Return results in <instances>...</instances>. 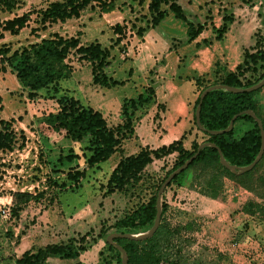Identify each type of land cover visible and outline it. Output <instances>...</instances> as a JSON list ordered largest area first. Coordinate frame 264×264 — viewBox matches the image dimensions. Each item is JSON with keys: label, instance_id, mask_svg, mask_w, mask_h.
<instances>
[{"label": "rangeland", "instance_id": "obj_1", "mask_svg": "<svg viewBox=\"0 0 264 264\" xmlns=\"http://www.w3.org/2000/svg\"><path fill=\"white\" fill-rule=\"evenodd\" d=\"M53 1L60 0H16L17 7L11 13L0 10V22L42 9ZM147 3L148 0H116V8L109 14L84 9L79 18L52 24L45 31L34 34L29 33L36 27L33 23L35 15L32 14L28 27L18 35L0 32V47H8L10 52L51 34L76 37L82 45L97 42L102 49H107L110 57L106 59L110 62L104 69L105 74L122 85L109 89L92 85L89 64L71 53L65 60L71 74L61 83V92L71 95L83 106L98 110L109 127L119 122L120 105L126 102L128 111H132V124L137 133L136 137L123 140L117 152L97 167L87 169L81 158L66 162L63 152L72 148L79 156L82 144L60 139L54 145H44L38 134L41 120L47 114L57 112L56 98L41 91L28 99L26 90L10 70L5 67L4 72L0 71V118L13 121L12 130L16 137L11 150L0 151V264H14L23 252L45 245H65L86 233L94 236L101 225L109 226L147 201L156 183L173 164L175 154L153 160L145 167L137 183H130L121 191L107 192L108 177L120 158L136 153L146 143L150 144L149 129H157L154 123L156 115L150 105H136L132 110L127 103L133 100L136 104L139 95L142 99L152 98L153 71L164 63L156 55H153V62L150 61V52L164 54L168 47H177L185 38L184 23L171 14L156 27L149 28ZM250 3L240 4L238 0H215L205 4L202 0L177 1L186 19L195 22L218 18V12L222 10L220 6H225V10L229 9L231 13V9L262 7L264 0H250ZM217 9L218 12L214 13L213 10ZM115 25L120 28L121 36L113 32ZM144 29L147 33L141 38L139 32ZM116 39H119L118 44L114 43ZM261 46L264 51V44ZM255 100L258 113L264 120V88L255 95ZM241 125L244 126L239 128L240 133L234 132L235 138L251 127L249 124ZM153 137L156 139L157 136L154 134ZM201 139L203 137L199 134L197 142ZM69 170L84 171L78 190L55 194L52 202H49V194L45 193L44 199L27 206L17 219L9 217L14 193L34 195L46 192L47 179L56 177L63 182ZM252 177H259L264 182V158ZM259 183L257 181L251 186L254 189L251 192L224 177L223 199L215 201L201 193L202 188L195 181L194 172L185 173L164 192L166 212L162 226L169 234L166 241H162V237L157 240L158 253L166 258L178 257L183 264H264V219L257 213H244L243 210L248 201L261 203L255 196L261 191ZM103 248L102 240L96 239L77 258H48L45 264H98L99 252ZM103 255L104 260L113 264L109 252Z\"/></svg>", "mask_w": 264, "mask_h": 264}, {"label": "trees", "instance_id": "obj_2", "mask_svg": "<svg viewBox=\"0 0 264 264\" xmlns=\"http://www.w3.org/2000/svg\"><path fill=\"white\" fill-rule=\"evenodd\" d=\"M115 1H53L42 9L25 12L19 16L1 21L0 32L7 33L10 36L18 35L22 29L28 27L32 14L35 15L33 23L36 27L30 29L29 33L31 34L45 31L48 26L55 23L77 19L84 9H96L100 14H109L116 8ZM238 1L251 5L250 0ZM16 7V0H0V10L3 12L11 13ZM162 7L165 8L162 9ZM146 11L149 16L148 25L151 29L156 27L168 14L184 23L187 43L195 40L206 26L204 22L195 25L189 23L176 0H148ZM222 12L220 26L217 29L212 28V35L208 36L207 39H203L201 45L206 46L212 41H219L226 32L233 16L225 9ZM258 15L260 16V14ZM262 25L264 28V21H262ZM146 30H140L139 35L140 33L142 35ZM113 32L121 36L120 28L117 25L114 26ZM0 38H2L1 34ZM253 38V46L243 50L241 62L232 72H224L211 82H204L198 78L193 79L197 97L192 105V126L197 132V136L190 143L188 149L183 147L185 139L183 134L179 139L166 146L156 149L142 147L136 153L120 158L111 171L106 183L107 192L109 193L121 191L130 183H137L145 167L151 164L153 160L175 154L173 164L165 172L163 178L156 183L152 195L147 201L115 220L109 226L101 225L94 236H92V233H86L77 240L65 245H45L34 251H25L14 260V264H45L48 258L74 259L80 253L89 249L96 242V239H101L104 243L103 250L99 252L100 260L98 264H111L110 261L103 258V254L106 252H109L113 264H121V254L116 246H119L125 252L126 264H183L178 257L166 258L160 255L156 244L161 237L162 241H166L169 234L167 229L162 226V218L166 212V205L163 201L164 192L166 188L182 179L185 173L189 171L194 172V179L199 188H202L201 193L215 201L223 199L222 179L224 177L251 192L254 190L251 186L259 181L261 191L259 194L255 193V196L261 200V203L248 201L249 205L247 204L243 210L244 213H257L260 218L264 219V182L259 177H252L254 170L264 158V151L251 170L239 174L237 172L231 173L220 165L216 150L220 151L222 158L228 165L236 167L247 166L256 157L260 148L259 130L254 119L243 112L251 111L261 121L264 131V120L258 113L255 100V95L264 88V85L250 93H230L222 89L208 92L203 97L199 110V123L204 131H199L194 122V110L198 102V95L206 87L220 84L245 89L255 85L264 77V51L261 46L264 44V30H257L253 34ZM114 43L118 44L119 39H116ZM198 46L195 45L196 48ZM71 53L78 56L81 61L89 64L92 85L104 89L122 85L105 74L104 69L108 67L110 62L106 59L108 56L110 57L107 49H102L97 42L82 45L76 37H62L57 34H51L47 38H41L38 42L28 44L12 52L8 47H0V71L4 72V68H8L17 82L26 90L28 99L36 97L41 91L49 94L48 96H51V98H56L57 112L47 114L41 120L38 126L39 137L44 145H54L56 140L60 139L71 143H81L79 156L73 152L72 148H68L62 154L63 160L72 162V160L81 158L85 167L90 169L107 161L111 155L117 152L123 140L133 136L132 111H128L125 106L126 102L121 103L119 122L114 127H109L99 111L83 106L71 95L61 92L63 81L68 80L71 74L70 68L65 64V60ZM258 69H261V72ZM150 101L147 98L142 99L139 95L136 104L133 100H129L127 103L134 110L136 105H147ZM1 110L0 106V113ZM235 115L238 116L226 133L220 135L206 133V131L225 129L230 119ZM12 122L11 119L4 120L0 118V151L11 150L16 143ZM237 123L251 126L248 130L242 132L239 138L234 137ZM199 134L203 137L199 142L212 143L216 148L203 147L186 169L174 176L166 185L160 196V219L155 232L149 238L139 241L128 238H114L111 240L114 245L106 242L105 239L110 234H137L147 231L152 226L155 217V197L160 184L171 172L194 154L197 146L201 144L197 142ZM83 178V170H69L64 175L63 182H60L56 177L47 179L46 192H39L34 195L14 193L9 209V217L17 219L19 213L27 206L44 199L45 193L49 194V202H52L55 194L67 191L75 192L80 188Z\"/></svg>", "mask_w": 264, "mask_h": 264}, {"label": "crops", "instance_id": "obj_3", "mask_svg": "<svg viewBox=\"0 0 264 264\" xmlns=\"http://www.w3.org/2000/svg\"><path fill=\"white\" fill-rule=\"evenodd\" d=\"M211 1L215 0H202V4ZM220 8L223 10L225 6H220ZM222 10L219 12L218 9L213 10L214 13L218 12L220 15L209 21L195 22L187 18V21L194 25L203 22L206 24L195 40L187 43L186 38H183L181 43L177 42L179 43L177 47L172 49L168 47L164 54L150 52V61L153 62V55H156L164 64H160L153 71L151 83L153 95L149 104L145 105H150L151 110L154 109V115H156L154 123L157 129H149L151 143L148 145L146 143L141 148L156 149L166 146L184 134L183 147L188 149L197 136L192 126V105L197 97L193 79L198 78L204 82H211L224 72H232L241 62L243 50L253 46V34L263 27L264 5L262 7L254 5L251 8L239 10L231 9L233 20L227 26L222 38L219 41H212L209 45H201L203 39L212 35V28L217 29L220 26ZM228 12H230L229 9ZM144 33L147 32L144 31L141 38L144 37ZM196 44L199 45L197 48ZM241 124L235 125L236 133H240V127L243 128L244 125ZM133 131V137H136L135 127ZM154 134L157 136L156 139L153 137Z\"/></svg>", "mask_w": 264, "mask_h": 264}, {"label": "water", "instance_id": "obj_4", "mask_svg": "<svg viewBox=\"0 0 264 264\" xmlns=\"http://www.w3.org/2000/svg\"><path fill=\"white\" fill-rule=\"evenodd\" d=\"M263 85H264V77L258 83H256L255 85H252V86H250L248 88H245V89H237V88H234V87H229V86L220 85V84L210 85V86L206 87L205 89H203L199 93L198 102H197V105H196L195 110H194V122H195L196 128L199 131H204L202 129L200 123H199V110H200L201 101H202L203 97L208 92H210L212 90L222 89V90H225V91L230 92V93H243V92L250 93V92H253V91H256V90L260 89ZM243 113L248 115V116H250L252 119H254V121H255V123L257 125V128L259 130V136H260V148H259V151H258L256 157L253 159V161L250 164H248L247 166H244V167H236V166L228 165L224 161V159L222 158L220 151L218 149H216L217 150V155H218V161H219L220 165L223 168H225L226 170L230 171L231 173H236L237 172L239 174H242V173H245V172L251 170L254 167V165L259 161V159L261 158V156L263 154V151H264V131H263V128H262L261 121L251 111H244ZM237 116L238 115H235V116H233L230 119V121H229V123H228V125H227V127L225 129H223L221 131H206V133H208L209 135H220V134L226 133L232 127L233 121L236 119ZM205 146H209L211 148H216L214 144L208 143V142H204V143L199 144L197 146L196 151L194 152V154L190 158H188L180 167H178L173 172H171L162 181V183L160 184V186H159V188H158V190L156 192L154 221H153L152 226L147 231L142 232V233H137V234H110V235H108L106 237L105 241L108 242L109 244L114 245L111 242V240L114 239V238H128V239L134 240V241H139V240H143V239L149 238L155 232V230L157 229L158 224H159V219H160V196H161V193H162L163 189L171 181V179L174 176L178 175L181 171L186 169L188 164L196 157L198 152ZM116 248L121 254V258H120L121 264H126L125 252L119 246H116Z\"/></svg>", "mask_w": 264, "mask_h": 264}]
</instances>
